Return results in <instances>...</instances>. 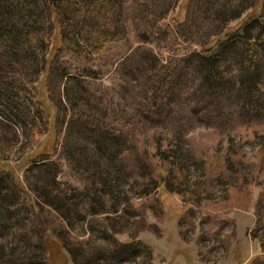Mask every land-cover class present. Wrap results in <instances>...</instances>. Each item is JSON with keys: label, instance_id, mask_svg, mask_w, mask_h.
<instances>
[{"label": "rangeland", "instance_id": "1", "mask_svg": "<svg viewBox=\"0 0 264 264\" xmlns=\"http://www.w3.org/2000/svg\"><path fill=\"white\" fill-rule=\"evenodd\" d=\"M124 1L120 17L84 9L69 31L44 14L41 45L0 60V88L23 114L6 117L0 107V173L8 180L0 228H24L15 244L29 243L47 264H74L68 241L79 238L87 241L79 264H253L264 256L253 236L264 189V0L256 8L253 0H173L160 21L149 10L156 0ZM248 22L256 48L243 40ZM72 32L98 43H63ZM244 44L257 53L252 68ZM210 57L226 61L230 82L240 69L248 79L217 86L206 77ZM165 157L186 180L171 192L146 186L144 167L164 166ZM95 189L115 203L55 230L50 219L79 209ZM41 193L62 206L57 215L33 204ZM260 230L264 237L263 220Z\"/></svg>", "mask_w": 264, "mask_h": 264}, {"label": "trees", "instance_id": "2", "mask_svg": "<svg viewBox=\"0 0 264 264\" xmlns=\"http://www.w3.org/2000/svg\"><path fill=\"white\" fill-rule=\"evenodd\" d=\"M101 0H14L13 3L0 1V60L6 57H12L14 59H17L18 56L25 57L26 54H28L33 48H38L39 45H41V27H42V16L45 14L48 16V18H56L60 21H58V24H61L62 31L67 30L69 31L71 28V22H77V27L80 25V23H83L82 18L84 16L83 10H88V14L92 10V13L95 12V8H97L101 14L105 13L106 9L109 11V14L112 15L113 13L118 15L120 17V12L124 11L123 7L125 6L124 0H102L104 3H100ZM173 0H156L155 4L151 3L149 4L151 7L149 10L154 11L153 14H155V17L157 21L163 20L164 11H166L170 4H172ZM246 0H237L236 3L242 4ZM254 8L257 7V0H253ZM148 0H133L132 4L133 6L139 5L140 7L144 4H147ZM130 5V6H131ZM129 6V7H130ZM234 8H237L236 6ZM233 9V8H232ZM134 8L130 9L131 14H134ZM131 17L133 18V16ZM107 18V17H106ZM114 18V17H113ZM111 18L113 21L114 19ZM250 22V21H249ZM246 23L243 27L241 32L244 33L243 40L245 43H249L252 40H255L254 48L257 47L256 41L258 40V37H256L254 34V24L252 23ZM117 23V20H116ZM86 25V23H84ZM129 24L131 25V21L129 20ZM181 25V24H176ZM66 26V29H65ZM188 29H185L184 34L187 36ZM142 32L140 31V34L138 36H142ZM62 37L63 43L67 44V42H73L72 45H75L77 49H83L88 46H93L91 42L94 43V40L92 38L86 39L81 35V33L78 32H72V34H69L68 37L66 34ZM139 38V37H138ZM98 40H96L97 44ZM239 42H234V47ZM246 49L244 50V53L242 56H244V60H249V63L252 65V67L255 66L253 60L257 57V53L251 48V46L244 44ZM88 49H85V51H81L84 55H86L87 58H91V54L88 52ZM6 56V57H5ZM221 58V57H217ZM215 57H210L206 61L208 62V66H211L210 68V74L208 73L206 75L207 78H212V80L215 83H218L220 85L221 83H225L226 85H231V88L233 86L240 85L242 82H245L248 78V73L245 69H240L238 75L234 74V71H230L234 78V82H230L229 80L224 78L223 74H226L228 72L225 69V62H223V59H220V61H216ZM226 76V75H225ZM235 81L237 83H235ZM7 85V84H6ZM8 86V85H7ZM13 100H16V103H13ZM18 99H16V96L11 93L10 90H4L3 88H0V111L2 114L6 117H11L12 114L17 113L19 115H23L20 111L18 102ZM8 113V114H5ZM172 158V157H171ZM169 157H165L162 160V163L164 166L156 167L154 168L150 163L147 164V168L144 167V171H146L145 176L148 177V180L146 182V186H150L151 184H155L157 188L163 186L166 187L170 192L172 189H174L172 186L178 185L182 186L186 184V180L184 178V173L182 174V170L174 165L173 158L171 159ZM173 165L172 167H170ZM101 168V167H100ZM98 169V167H97ZM100 171V169H98ZM3 175V176H2ZM108 180V179H107ZM107 180H104V188L109 187ZM8 180H5L4 174L0 173V212L2 214V217L0 218V221L2 218H5L6 214V207L3 206L4 202H7L2 199V196L4 192L8 189H6V183ZM170 188V189H169ZM109 190V189H108ZM93 198L92 200H86L85 204L80 203L77 205V207L81 206L79 209L76 208L74 211H71L70 214L67 216L65 214H61L58 216H55V219H50L51 224L54 226V228L61 229L62 228H68V225L73 226L76 222L85 221L90 215H98L100 210H102L104 207L107 206L108 203L114 204L115 199L112 195L106 194L104 189H95L93 191ZM178 195H183L184 193L179 191L176 192ZM195 192L192 193V195ZM149 195V194H148ZM119 193L116 194V201L119 199ZM147 196V195H146ZM189 196V195H187ZM189 199H192V197H189ZM33 204L37 205V207H40V205H45V207L49 206L52 211H54V214L57 215L61 209L62 206L59 205L57 207L55 205L54 198H50L49 196L41 193L36 194V196L33 199ZM3 203V204H2ZM33 205V206H34ZM115 206V205H114ZM118 205L115 206V210H117ZM67 210L66 212H68ZM117 212V211H116ZM256 225L254 226V234L253 236L256 238H259L262 240V249L264 251V237L261 235V225L262 220L264 221V189L262 194L260 195L258 205H257V211H256ZM75 224V225H76ZM3 226V225H2ZM109 226V225H108ZM1 227V225H0ZM20 227V226H19ZM108 231V230H107ZM16 232H21L20 235H12V234H6L5 231L0 228V264H47L46 259L44 257H41L39 253H36L32 251V249L29 246V243H26V247H22L15 243L17 241H23L22 235L26 233L25 229H19ZM5 233V234H4ZM61 233V232H60ZM252 236V237H253ZM63 240V237H62ZM67 240V239H66ZM63 240L64 246L67 248V241ZM87 241L76 239L75 241H72L71 246H69L68 241V251L70 252L71 257L73 258L74 264H79L82 262V252L83 248L85 249ZM122 248L127 247H134L131 245H121ZM136 249V248H135ZM147 257L148 252H146ZM146 254H142L141 252H135V255L139 257H146ZM9 256H13V258H9ZM14 257H17V259H14ZM148 261V260H147ZM119 264H123V260L119 259ZM253 264H264V256L258 260H255Z\"/></svg>", "mask_w": 264, "mask_h": 264}]
</instances>
